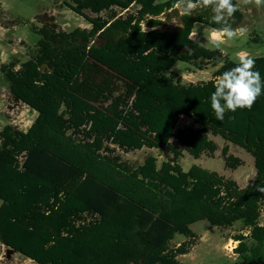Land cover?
I'll return each instance as SVG.
<instances>
[{
  "label": "trees",
  "instance_id": "1",
  "mask_svg": "<svg viewBox=\"0 0 264 264\" xmlns=\"http://www.w3.org/2000/svg\"><path fill=\"white\" fill-rule=\"evenodd\" d=\"M69 1L91 30L44 24L26 62L0 67L13 97L38 113L26 132L0 131V243L37 264H184L193 225L240 222L248 230L235 237L242 264L264 262V95L251 111L216 119L215 78L238 62L192 39L198 24L220 27L211 9L181 17L175 0ZM162 16L178 17V29H161ZM243 20L239 9L233 29ZM253 59L264 77V55ZM179 63L217 70L185 83ZM183 117L195 127L179 129ZM210 135L254 158L252 184L183 169L185 152L198 160L218 151ZM143 149H170L172 158L135 167L120 154ZM222 154L227 169L244 166L228 146ZM178 235L188 241L174 247Z\"/></svg>",
  "mask_w": 264,
  "mask_h": 264
},
{
  "label": "rangeland",
  "instance_id": "2",
  "mask_svg": "<svg viewBox=\"0 0 264 264\" xmlns=\"http://www.w3.org/2000/svg\"><path fill=\"white\" fill-rule=\"evenodd\" d=\"M69 2V0H0V67L5 63L13 61L23 63L29 59L30 51L40 39L38 31L44 22L53 23L58 30L64 32L89 29V22L71 10ZM240 11L244 14V20L238 25V28H246V33L237 34L230 40L224 38L220 48H216L209 42L211 28L198 24L194 29L192 39L209 49L221 50L225 56L234 62H238V56L256 58L264 55V7L256 8L254 5H241ZM87 15L92 16L90 13ZM161 19L163 21L161 29L176 30L180 26L178 17L170 21L164 16ZM216 70L212 66L205 70H199L195 66L185 63H179L175 68V71L183 76L185 83L210 81L213 79ZM37 117L38 113L21 101H15L10 92L9 84L0 70V131L10 125L26 132ZM190 127H195L193 121L185 117L181 118L178 128ZM210 138L218 146V151L213 157L203 155L196 160L185 152L180 160L183 169L188 172L193 166H198L207 171L217 172L227 179L235 180L241 188L252 184L257 176L254 158L245 150L226 142L221 137L210 135ZM175 142L173 140L174 144ZM225 146L229 147L230 154H234L244 161V166L237 170L226 168L222 154ZM120 154L124 160L135 167L142 165L149 156L156 157L159 166L172 158L170 149L166 151L143 149L128 154L120 152ZM259 222L264 224V214ZM192 230L196 233L197 239L192 241L194 246L191 253L179 257L182 263L242 264L236 249L230 252V249L235 246L236 236H248V230L244 228L242 223L238 222L230 229H219L211 226L207 221H201L193 225ZM186 240L183 236L178 235L172 242V246H178ZM230 241L233 242L232 246H228ZM246 243L251 246L254 242L247 239ZM0 264L37 263L12 252L0 243ZM256 264H264V262Z\"/></svg>",
  "mask_w": 264,
  "mask_h": 264
},
{
  "label": "clouds",
  "instance_id": "3",
  "mask_svg": "<svg viewBox=\"0 0 264 264\" xmlns=\"http://www.w3.org/2000/svg\"><path fill=\"white\" fill-rule=\"evenodd\" d=\"M241 5L264 7V0H175L172 10L183 16H192L197 10L211 9V22L220 27L211 28L209 42L220 48L224 38L232 39L237 34L247 32L246 28L233 29L230 21ZM142 29L147 31L146 25ZM194 35V33H193ZM191 39V36L189 37ZM255 59L238 56V63L231 69L223 71L215 78L214 88L210 96L211 108L216 119L223 121L227 111L236 112L237 109L251 111L258 100L264 95V77L256 70ZM264 192V189H258Z\"/></svg>",
  "mask_w": 264,
  "mask_h": 264
},
{
  "label": "flooded vegetation",
  "instance_id": "4",
  "mask_svg": "<svg viewBox=\"0 0 264 264\" xmlns=\"http://www.w3.org/2000/svg\"><path fill=\"white\" fill-rule=\"evenodd\" d=\"M132 8H131V10H130V12H135V7H133V6H131ZM115 9H117V8H115ZM134 9V10H133ZM118 10V9H117ZM128 10V11H129ZM91 14V13H90ZM92 16L91 17H95V15H93V14H91ZM103 19L105 18H107V16H108V13L107 12H103L101 15H100ZM165 17V16H164ZM41 21H44V20H42L41 19ZM44 24H49V22H44ZM43 24V25H44ZM90 24V28L88 29V30H91L92 28H93V25L91 24V23H89ZM3 245V244H2ZM5 246V245H4ZM5 247H7V246H5ZM8 249H9V247H7ZM17 253V252H16ZM19 254V253H18ZM22 256V255H21Z\"/></svg>",
  "mask_w": 264,
  "mask_h": 264
},
{
  "label": "built area",
  "instance_id": "5",
  "mask_svg": "<svg viewBox=\"0 0 264 264\" xmlns=\"http://www.w3.org/2000/svg\"><path fill=\"white\" fill-rule=\"evenodd\" d=\"M232 241H230V243L228 244V246H232ZM234 244H235V246L234 247H230L231 249H230V252H233L234 251V249H237L238 248V245L240 244V242L239 241H234ZM227 249H229L228 247H227Z\"/></svg>",
  "mask_w": 264,
  "mask_h": 264
},
{
  "label": "water",
  "instance_id": "6",
  "mask_svg": "<svg viewBox=\"0 0 264 264\" xmlns=\"http://www.w3.org/2000/svg\"><path fill=\"white\" fill-rule=\"evenodd\" d=\"M15 101L18 102V101H20V99L19 98H15ZM9 250H11L12 252L16 253V251L11 249V248H9Z\"/></svg>",
  "mask_w": 264,
  "mask_h": 264
}]
</instances>
